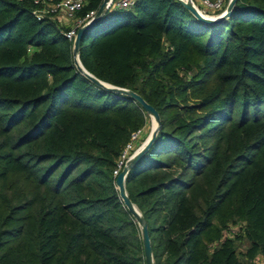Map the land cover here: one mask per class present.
Segmentation results:
<instances>
[{
    "label": "trees",
    "instance_id": "1",
    "mask_svg": "<svg viewBox=\"0 0 264 264\" xmlns=\"http://www.w3.org/2000/svg\"><path fill=\"white\" fill-rule=\"evenodd\" d=\"M33 8L0 0V264H146L114 170L150 116L79 71ZM79 58L160 115L125 180L155 264L264 261V0L212 24L180 0H137L92 25Z\"/></svg>",
    "mask_w": 264,
    "mask_h": 264
},
{
    "label": "water",
    "instance_id": "2",
    "mask_svg": "<svg viewBox=\"0 0 264 264\" xmlns=\"http://www.w3.org/2000/svg\"><path fill=\"white\" fill-rule=\"evenodd\" d=\"M182 4L191 11V13L198 18L199 20L205 22V23H218L223 21L225 18L229 17L233 11V7L235 5L236 0H230L227 9L224 13L212 17L211 15H207L199 11V9L196 7L195 4H193L192 0H180ZM106 1L104 0L101 4L97 17L88 25L82 27L79 29L77 38L74 41V47H73V55L75 59V64L79 71H81L86 77H88L91 81L96 83L97 85L104 87L112 92L121 93L127 96H130L131 98L135 99L142 108L157 121V128L150 133L148 138L145 140L143 145L135 152L133 157L129 160L127 165L124 167L122 172L117 176L116 178V188L119 190L120 198L122 199L124 205L130 210V212L133 214L139 225L141 226V232H142V240H143V247H144V253H145V259L146 264H155V259L153 255V248L151 245V240L148 232V225L143 217L141 211L138 209V207L133 203L131 198L129 197L126 189L125 180L127 177V174L131 170V168L139 161V159L151 148L154 141L156 140L157 134L159 132L160 126H161V119L158 111L155 109L153 105L148 103L141 95L136 93L133 90L118 87L109 83H106L97 77H95L92 73H90L81 63L79 58V49L81 45V40L84 35V33L96 22H98L102 18V13L104 11Z\"/></svg>",
    "mask_w": 264,
    "mask_h": 264
},
{
    "label": "built area",
    "instance_id": "3",
    "mask_svg": "<svg viewBox=\"0 0 264 264\" xmlns=\"http://www.w3.org/2000/svg\"><path fill=\"white\" fill-rule=\"evenodd\" d=\"M104 11L102 17L108 12L117 9H129L133 7L137 0H105ZM203 4L210 7H221L224 0H217L212 2L210 0H201ZM193 2V1H192ZM34 8L33 13L38 19L50 21L56 28L60 30L69 40L75 41L79 29L90 24L98 15L99 9H94L87 12L84 16H79V12L83 9L86 0H33ZM69 21H71L69 23ZM62 30H61V29ZM142 130L135 132L132 135L131 141L126 145L122 152L121 158L117 163L114 170V175L118 176L129 160L127 158L129 151L134 147V141L139 138ZM262 260V259H261ZM256 264L257 259H256ZM261 264H264L262 260Z\"/></svg>",
    "mask_w": 264,
    "mask_h": 264
},
{
    "label": "rangeland",
    "instance_id": "4",
    "mask_svg": "<svg viewBox=\"0 0 264 264\" xmlns=\"http://www.w3.org/2000/svg\"><path fill=\"white\" fill-rule=\"evenodd\" d=\"M192 1H193V4H195L196 7L199 9V11H201L204 14L211 15L212 17H216V16L224 13L226 11V9H227V6H228L229 2H230V0L228 2L224 0L221 3L222 4L221 7L220 6L219 7L218 6L217 7H210V6H206L205 4H203L201 0H192ZM70 22L71 21H69V23ZM155 125H156V121L154 120V118H152L150 116L148 125L141 131V133L139 135V138L136 141H134V144H133L134 147L129 151V153L127 155V158L133 157L135 152L141 147V145H143V143L148 138V136L150 135L152 130L155 128ZM229 229L231 231H236L237 230V225L236 224L232 225ZM247 245H248L247 242H243L240 245L239 250L246 249ZM261 262H262L261 257H258L257 258V263L261 264Z\"/></svg>",
    "mask_w": 264,
    "mask_h": 264
},
{
    "label": "bare ground",
    "instance_id": "5",
    "mask_svg": "<svg viewBox=\"0 0 264 264\" xmlns=\"http://www.w3.org/2000/svg\"><path fill=\"white\" fill-rule=\"evenodd\" d=\"M155 120V119H154ZM156 121V120H155ZM157 121H156V125H155V128L152 130V131H154L156 128H157ZM152 133V132H151Z\"/></svg>",
    "mask_w": 264,
    "mask_h": 264
}]
</instances>
